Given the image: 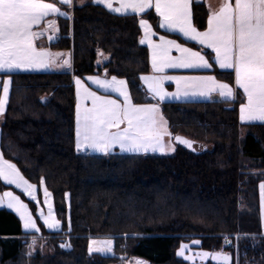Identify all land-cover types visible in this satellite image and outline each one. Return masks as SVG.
I'll list each match as a JSON object with an SVG mask.
<instances>
[{
    "label": "trees",
    "instance_id": "obj_1",
    "mask_svg": "<svg viewBox=\"0 0 264 264\" xmlns=\"http://www.w3.org/2000/svg\"><path fill=\"white\" fill-rule=\"evenodd\" d=\"M191 12L197 29L205 30L204 1L193 0ZM71 15V35L51 49L71 52L72 68L12 73L0 120V152L28 181L43 182L61 228L40 233L33 252L29 237L39 234L24 232L17 215L1 208L0 264H110L130 257L150 264H222L189 262L177 255L181 244L195 252H226L229 264H264V125L242 124L241 99L159 104L170 131L194 141L195 150L174 142L169 155H104L75 146L76 77L86 81L107 70L108 77L126 81L134 103H157L140 81L150 72L140 19L210 54V62L212 52L163 31L153 10L117 15L86 2L74 5ZM230 73L216 64L209 71L234 85ZM92 238L111 239L113 255L88 252Z\"/></svg>",
    "mask_w": 264,
    "mask_h": 264
},
{
    "label": "snow or ice",
    "instance_id": "obj_2",
    "mask_svg": "<svg viewBox=\"0 0 264 264\" xmlns=\"http://www.w3.org/2000/svg\"><path fill=\"white\" fill-rule=\"evenodd\" d=\"M109 11L119 14H142L155 9L159 16V27L170 33H178L185 42L194 41L214 53L212 62L206 58L210 54L195 51L186 43L157 35L145 19L139 24L144 35L140 44H146L151 56L152 74L140 78L147 85V92L153 99L163 101L166 97L211 99L213 93L224 103H234L238 98L239 120L242 124L264 125V0H222L207 18L205 30L200 31L193 23L190 0H93ZM199 3L200 0H197ZM62 6L72 7L73 0H0V73L8 76L3 82L0 95V115L5 112L9 102L11 74L17 71L47 70L51 67L71 69V56L60 59L63 53H52L38 47L35 41L45 31H57L56 19L70 18ZM44 23L46 27L35 31L36 26ZM52 39V37H49ZM175 50L178 56H173ZM103 55V53H100ZM59 60V62H57ZM231 70L234 85L222 82L215 75H169L168 69H205ZM87 80L96 86V91L87 86L79 77L76 84L75 146L77 151L91 150L94 153L109 155L119 147L128 153H166L174 152L175 142L192 148L194 141L175 135L170 131L168 121L163 117L159 103H134L127 89L126 81L116 76H89ZM165 82H174L176 92L169 93ZM241 90V91H238ZM116 94V97L111 95ZM122 98V99H121ZM168 138L167 141L165 138ZM195 150V149H193ZM0 181L14 185L32 201H37V186L29 183L21 174L17 164L11 162L0 152ZM260 201L264 207V183L259 185ZM51 193L44 188L47 214L39 210L38 218L49 230H60L61 221L54 215ZM17 212L25 229L40 232L37 219L29 206L19 195L12 191L0 194V204ZM70 229V224H69ZM35 243V241H34ZM199 245V241H193ZM113 241L90 239L89 251L111 252ZM93 245H96L93 248ZM189 245L181 244L177 255L194 261L195 256H185ZM196 255L204 260L229 264L228 253L199 252ZM134 264H145L135 259Z\"/></svg>",
    "mask_w": 264,
    "mask_h": 264
},
{
    "label": "rangeland",
    "instance_id": "obj_3",
    "mask_svg": "<svg viewBox=\"0 0 264 264\" xmlns=\"http://www.w3.org/2000/svg\"><path fill=\"white\" fill-rule=\"evenodd\" d=\"M72 7H70L69 10H67V8L62 7V10L63 11H67L68 13H71ZM208 13H209V11H208ZM48 19H56V21H57V29L58 30L57 31H53V30L49 29V30L45 31L44 34L35 41V43H36V45L38 47H43V48H46V49H48L47 46H49V47L54 46V43L59 40L60 36H56L55 35L56 32L62 31V32L67 33V32H70V30L72 28V25H71V23H72V15H70V18L48 17ZM45 27H46V25L43 23V24H41L39 26H36L34 28V30L35 31H41ZM55 36H56V38H54ZM49 37H52V39H49ZM48 50L51 51L50 49H48ZM31 71L41 72V71H44V70H27V71L21 70V71H17V72H31ZM99 77L104 78L103 76H99ZM107 78L110 79L111 77H107ZM7 79H8V76H3V79H0V95L3 94V82L5 80H7ZM118 79H120V78H118ZM122 80H124V79H122ZM82 81H84V80H82ZM86 81H88V83L96 89V86L93 85L91 83V81H89L87 79H86ZM126 85H127V83H126ZM127 89L129 91L128 85H127ZM129 93H130V91H129ZM112 94H114L115 97H116V94L115 93H112ZM130 95H131V93H130ZM131 98H132V96H131ZM138 104H140V103H138ZM152 104H156V103H152ZM75 112H76V107H75ZM2 117H3V115H2ZM2 117L0 118V120L2 119ZM81 151H85V150H81ZM115 151L119 152L120 154H125V155H143V154H147V153H139V154H137V153L121 152L119 149H114L113 152H115ZM87 152L93 153V154H99V153H94L91 150H87ZM100 154H102V153H100ZM29 183L33 184L30 181H29ZM34 185H36V184H34ZM36 186H37V189H36L37 201H32L27 195H25L22 192L21 189H17L14 185H6V184H4L3 181H0V194H2L4 191H12V192H14V194L19 195L21 197V199L25 203L28 204L29 210L32 212L33 217L37 219V224L40 227V232H34L33 230L25 229L24 226H23V221L20 219V217L17 214V212L15 210L9 208L6 203L0 204V209L1 208L8 209V210L12 211L13 213H15L17 215V217L19 218V220L21 222L22 230L24 232H26V233H36V234H39V235H36L35 237H33V236H30L29 237L30 245H31L30 249L33 252L36 249L39 248V246H38V240L41 239L40 238V233H42L43 231H51V232L58 231V230H49L47 227H45L43 225V222L41 220H39V218H38L39 210H43L44 213L47 214V205L45 204V197H44V188H46V187L43 184V182H41L40 185H36ZM49 199H50V201L52 203L51 196L49 197ZM54 215H55V213H54ZM92 239H95V240H107V238H92ZM34 241H35V243H34ZM89 242H90V239L88 240V245H87L88 252H90L89 251ZM95 247H96V245H93V248H95ZM199 252H205V251H198V252L191 251V250L186 251L185 252V256H195V260L194 261H189V260H187V261L192 262V263H194V262L202 263V262H204L206 260H212L211 259V256H209L208 258H206L204 260H201L200 257L198 255H196ZM90 253H98V254H101V255H113V253H114V251H113V244H112V251L111 252H98V251L93 250ZM177 253H178V251H177ZM182 258H184V257H182ZM135 259H138V258L130 257L128 259L122 260L121 262H118V263L111 262L110 264H134ZM141 260H143V259H141ZM143 261L145 262V264H150L147 260H143ZM212 261L222 263V262L216 261V260H212Z\"/></svg>",
    "mask_w": 264,
    "mask_h": 264
},
{
    "label": "crops",
    "instance_id": "obj_4",
    "mask_svg": "<svg viewBox=\"0 0 264 264\" xmlns=\"http://www.w3.org/2000/svg\"><path fill=\"white\" fill-rule=\"evenodd\" d=\"M192 1L193 0H190V8H191V5H192ZM204 1V3H205V5H206V7H207V10L209 11V14H210V12L213 10V9H217L218 7H219V5L221 4V2H222V0H203ZM86 2H91V3H93V4H95L94 2H93V0H73V5H82V4H84V3H86ZM100 6H102V7H104L103 5H100ZM113 6L114 7H116V6H118V4L116 3V0H113ZM62 7H64L65 8V6H62ZM105 9H107L106 7H104ZM70 8L69 7H67V10H69ZM108 10V9H107ZM148 10H153L154 12H155V9L153 8V9H148ZM148 10H146V12L148 11ZM109 11V10H108ZM111 12V11H110ZM112 13H114V12H112ZM70 15H71V13H69ZM114 14H117V15H125V14H119V13H114ZM131 14V13H130ZM143 14V13H142ZM132 15H141V14H132ZM158 16V15H157ZM158 18H159V16H158ZM48 19V18H47ZM159 20H160V18H159ZM149 23V22H148ZM43 24V23H42ZM150 24V23H149ZM151 25V24H150ZM139 26H140V24H139ZM152 27V26H151ZM140 29H141V37H140V40H141V38L143 37V35H144V32H143V29L140 27ZM163 31H165V32H168L167 31V29H164V28H161ZM152 30H153V28H152ZM154 31V30H153ZM170 33V32H169ZM173 34H176V35H179L180 36V34H178V33H173ZM55 35L56 36H60V37H63V36H70L71 35V30H70V32H67V33H65V32H62V31H59V32H56L55 33ZM161 34H158L157 33V35L156 36H154L153 37V39L154 40H159V36H160ZM56 36L54 37V38H56ZM181 37V36H180ZM169 39H173V38H170V37H168ZM178 42V41H177ZM190 42H192V43H195V44H197L196 42H194V41H190ZM178 43H180V42H178ZM142 45V44H141ZM197 45H199V44H197ZM143 46H146L147 47V45L146 44H143ZM199 46H201V45H199ZM201 47H203V46H201ZM47 48L48 49H50L51 51L50 52H52V53H63L64 54V56H62V57H60V59H64V58H67L68 57V55L70 54V56H71V52H69V51H67V50H64V49H60V48H58V47H56V48H54V49H51V47H49V46H47ZM147 49H148V47H147ZM193 50H195V49H193ZM210 52H211V49H208ZM195 51H198V50H195ZM148 52H149V63H150V72L148 73V74H145V75H150V74H152V69H151V56H150V51H149V49H148ZM213 54V57H214V53H212ZM172 55L173 56H178L179 55V53H177L175 50H173V52H172ZM104 60H101L100 61V63H102ZM57 62H59V60L57 61ZM217 66V68L219 69V66L218 65H216ZM64 70H67L66 68H57V67H51V68H49V69H47V70H44V71H41V72H46V71H56V72H60V71H64ZM211 69H209V70H205V69H168L167 70V73L169 74V75H211V74H209V71H210ZM219 70H221V69H219ZM221 71H229V72H231V70H221ZM31 72H34V71H31ZM1 74H3V73H0V75ZM102 76V75H101ZM233 76H234V74H233ZM103 77H105V76H103ZM108 77V76H107ZM0 79H3V77L2 76H0ZM140 81H141V84L143 85V87L145 88V90L147 91V85L144 83V81L143 80H141V78H140ZM223 82V81H222ZM84 83L87 85V86H89V87H91L92 88V90H94V91H96L97 89H95L93 86H91L89 83H88V81H84ZM74 86H75V95H76V84H75V79H74ZM165 88H166V90L169 92V93H175L176 92V85H175V83L174 82H165ZM9 89H10V86H9ZM239 91H241V90H239ZM148 93V92H147ZM149 94V93H148ZM111 95H113L114 97H115V95L114 94H111ZM150 95V94H149ZM151 96V95H150ZM152 97V96H151ZM156 101H157V103H163V102H183V101H210V100H220L221 101V99L218 97V95L216 94V93H213V96H212V98L211 99H205V98H200V97H196V98H187V99H185V98H183V97H181V98H175V97H172V96H169V97H166L163 101H158V99H155ZM76 103H77V97H76ZM156 103V104H157ZM3 115V114H2ZM2 115H0V118L2 117ZM244 124H246V123H244ZM167 137L165 138V140L167 141ZM174 142V141H173ZM115 149H119V147H117V148H115ZM115 152H117V151H115ZM117 153H119V152H117ZM173 152H166V153H159V152H156V153H151V152H149V153H147V154H158V155H169V154H172ZM100 154V153H99ZM264 183V182H263ZM259 196H260V193H259ZM260 214H261V222H262V225H263V227H264V207H262V205H261V201H260Z\"/></svg>",
    "mask_w": 264,
    "mask_h": 264
},
{
    "label": "water",
    "instance_id": "obj_5",
    "mask_svg": "<svg viewBox=\"0 0 264 264\" xmlns=\"http://www.w3.org/2000/svg\"><path fill=\"white\" fill-rule=\"evenodd\" d=\"M173 141L175 142L174 139H173ZM175 143L180 144V143H178V142H175ZM180 145H183V144H180ZM183 146H185V145H183ZM185 147H187V146H185ZM187 148H188V147H187ZM188 149H193V146H192V148H188Z\"/></svg>",
    "mask_w": 264,
    "mask_h": 264
}]
</instances>
